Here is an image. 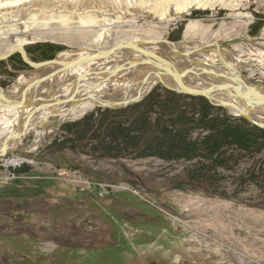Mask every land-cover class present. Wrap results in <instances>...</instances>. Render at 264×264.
<instances>
[{"label": "rangeland", "instance_id": "1", "mask_svg": "<svg viewBox=\"0 0 264 264\" xmlns=\"http://www.w3.org/2000/svg\"><path fill=\"white\" fill-rule=\"evenodd\" d=\"M37 3L0 13V56L27 48L36 58H51L137 40L264 38V0H207L187 11L157 0ZM252 58L243 62V73L264 83V68ZM11 61L0 63V88L6 91L25 87L33 73ZM67 80H59L58 99L67 96ZM167 97L158 86L128 107H98L60 124L36 151L30 150L32 133L17 153L0 157L5 250L34 257L33 264H264V138L249 132L254 137L248 148L227 140L213 157L151 156L150 142L163 138L165 122L175 125L174 134L183 133L184 142L204 143L214 134L207 120L222 117L215 110L203 118L185 98L173 99L181 101L177 107L189 121L179 119L176 107L162 117L159 103ZM121 124L138 146L118 137ZM16 157L23 163L6 164ZM80 179L114 188L83 191ZM183 183L192 185L174 189ZM11 220L18 225L16 238L8 233Z\"/></svg>", "mask_w": 264, "mask_h": 264}, {"label": "water", "instance_id": "2", "mask_svg": "<svg viewBox=\"0 0 264 264\" xmlns=\"http://www.w3.org/2000/svg\"><path fill=\"white\" fill-rule=\"evenodd\" d=\"M243 41L246 40L233 39L212 44L197 43L192 44L190 48H184L183 38L176 42L142 40L122 43L104 50H67L51 58H36L27 48H21L0 56V63L5 62L11 65V59H14L18 66L29 68L42 77L58 78L74 72L79 66L97 60L108 58L128 60V65L124 66L123 70L143 71L145 75L141 88L145 89L140 88L138 95L125 104L104 108L117 110L128 107L135 101L144 100L156 87L160 86L174 98H203L208 105L223 109L228 115L243 119L251 126L264 131V83L253 82L251 76L244 74L243 63L238 65L225 59L229 57L227 49ZM248 41L255 42V39H248ZM163 46L168 47L169 51L160 52L156 49L164 50ZM212 53L217 54L218 57L213 58L210 56ZM136 60L139 61L136 62ZM114 75L116 74L110 76ZM30 81V85L24 88V93L29 91L34 78ZM76 99L75 95L58 99L54 92L52 95L33 98L18 105L17 108L40 104L36 109L39 113L50 106L64 108ZM24 133L22 131L13 142H19ZM191 185L192 183H183L181 187L176 186L174 189H185Z\"/></svg>", "mask_w": 264, "mask_h": 264}, {"label": "bare ground", "instance_id": "3", "mask_svg": "<svg viewBox=\"0 0 264 264\" xmlns=\"http://www.w3.org/2000/svg\"><path fill=\"white\" fill-rule=\"evenodd\" d=\"M37 2L38 0H0V13L13 9L18 5L38 4ZM57 2L63 3V5H73L70 0H57ZM157 2L158 4L166 3V5L176 3L179 11H187L195 5L198 7L207 5V0H157ZM188 31H190V28H188ZM244 40L246 41L236 43L230 47L233 52H240V54L236 56L231 51L232 54L228 53L227 56L229 57H225V59L242 65L244 61L250 59L255 61L252 58L254 56L257 57V61L264 68V38H256L255 42L248 41V39ZM183 43L184 48H190L192 44H197L186 40H183ZM179 48L182 49V47ZM156 49L160 52L169 51L166 46H163L164 50H161V48ZM65 55L67 54L65 53ZM210 56L213 58L218 57L214 53ZM127 62L128 60L101 59L79 66L74 72L58 78H45L37 73H32L31 78H34V81L27 93L23 91L24 88L30 85L31 81H28L25 87L15 88L14 91H6L0 88V157L7 158L9 155L17 153L23 138L32 133L35 134V141L30 150L34 152L56 134L57 128L63 122L81 119L88 112L98 107H115L135 98L142 87L145 73L136 70L124 71V66L128 65ZM111 74L116 75L110 76ZM64 78L68 79V84L62 92L67 93V98L75 95L77 99L73 103L61 109L50 106L39 113L36 112V109L40 104L33 107L17 108L18 105H22V103H26L33 98L43 97L46 94L52 95L61 86L59 80ZM22 79L24 80V78ZM108 89L114 91L109 94ZM22 131L25 132L23 138L14 143L13 140ZM23 161L24 159L16 157L7 161L6 164L18 166Z\"/></svg>", "mask_w": 264, "mask_h": 264}, {"label": "trees", "instance_id": "4", "mask_svg": "<svg viewBox=\"0 0 264 264\" xmlns=\"http://www.w3.org/2000/svg\"><path fill=\"white\" fill-rule=\"evenodd\" d=\"M167 95V100L159 103L162 107L160 116L163 117L166 115V112L168 111L167 108L175 110L176 107L179 119H186L189 121V119H187L186 117L187 112H184L180 107H177V105L181 101L173 99L174 97H172L168 93ZM191 102L194 105V109L199 107L200 111L203 113V118L205 119L208 118L210 114L215 110L222 114L221 118L214 117L207 120V123L214 131V134L204 143H186L181 140L184 139L183 133L174 134L173 130L175 125H169L168 122H165V125L162 126V132L164 133L163 138L154 141L156 143L150 142L149 149L151 150V156H158L164 159H174L177 157L191 158L194 156L213 157L219 152V150H221L223 146L226 145L227 140L234 139L240 147L243 148L247 146L246 148H248V144L251 143L250 137H254V135L249 132H255L257 136L264 138V131L251 126L243 119L228 115V113L223 109L211 107L203 98H193ZM152 107V105H148L147 109H149L147 110V113L152 112ZM118 112L119 111H114L113 113ZM204 120H202L201 123L204 122ZM196 125L198 124L196 123ZM77 126L79 125H76V127ZM198 126H200V124ZM88 129L90 130L91 127H88ZM116 129L117 132L120 133V136L118 137L123 136V138L128 141L127 145L131 144L134 147L139 145L138 141L134 142L132 140L133 138H130V128H125L123 124H121Z\"/></svg>", "mask_w": 264, "mask_h": 264}, {"label": "flooded vegetation", "instance_id": "5", "mask_svg": "<svg viewBox=\"0 0 264 264\" xmlns=\"http://www.w3.org/2000/svg\"><path fill=\"white\" fill-rule=\"evenodd\" d=\"M15 221V220H14ZM10 230L9 234L14 235L17 233L18 225H15L11 220L8 222ZM5 229L4 226L0 225V238L5 239ZM10 238H16V236H11ZM5 243L0 241V264H33L35 263L34 257H29L18 252H13L11 255L5 250ZM3 247V248H2Z\"/></svg>", "mask_w": 264, "mask_h": 264}, {"label": "built area", "instance_id": "6", "mask_svg": "<svg viewBox=\"0 0 264 264\" xmlns=\"http://www.w3.org/2000/svg\"><path fill=\"white\" fill-rule=\"evenodd\" d=\"M67 173H60V176H67L66 175ZM79 183L83 186V188H81L83 191L85 190V189H91V188H93V187H96V188H98L99 189V192H100V194H102V193H108L109 192V190H111V189H113L114 187L113 186H111V185H104V184H101V183H92V182H89V181H87V180H85V179H80L79 180ZM84 186H85V188H84ZM126 189V188H125Z\"/></svg>", "mask_w": 264, "mask_h": 264}]
</instances>
